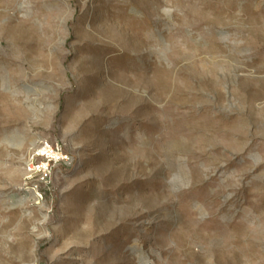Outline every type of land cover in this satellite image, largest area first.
<instances>
[{
	"label": "rangeland",
	"instance_id": "obj_1",
	"mask_svg": "<svg viewBox=\"0 0 264 264\" xmlns=\"http://www.w3.org/2000/svg\"><path fill=\"white\" fill-rule=\"evenodd\" d=\"M0 264H264V0H0Z\"/></svg>",
	"mask_w": 264,
	"mask_h": 264
},
{
	"label": "built area",
	"instance_id": "obj_2",
	"mask_svg": "<svg viewBox=\"0 0 264 264\" xmlns=\"http://www.w3.org/2000/svg\"><path fill=\"white\" fill-rule=\"evenodd\" d=\"M69 160L70 156L61 144H50L47 141H42L32 149L31 160L28 164L30 173L28 178L36 175L40 176L42 180H48L55 165ZM37 193L39 198H43L41 193Z\"/></svg>",
	"mask_w": 264,
	"mask_h": 264
}]
</instances>
